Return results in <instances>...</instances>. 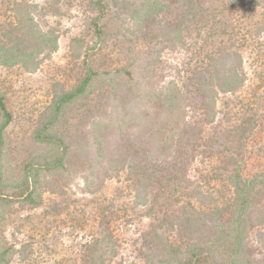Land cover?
<instances>
[{
    "label": "trees",
    "instance_id": "obj_1",
    "mask_svg": "<svg viewBox=\"0 0 264 264\" xmlns=\"http://www.w3.org/2000/svg\"><path fill=\"white\" fill-rule=\"evenodd\" d=\"M175 1L185 12L176 16L174 23L166 18L172 12L170 5L160 0L92 1L95 16L89 25L96 41L88 50L94 51L105 41L103 21L111 8L115 9L113 17L120 24L119 31L128 35L132 44L154 43L160 48L152 56L132 55L127 65L115 70H100L91 59L84 58L83 76L71 90L60 91L52 99L48 112L33 132L35 151L19 172L9 177L4 171L3 145L4 131L12 115L6 107L5 93L0 91V224L14 204L21 208L41 205L42 194L55 184L52 182L55 177L73 175L78 170L85 192L93 194L96 175L116 178L124 173L134 206L149 205L148 214L154 213L155 202V197L152 200L149 197L162 180L169 195L177 193L181 198L180 194L189 192L176 213L164 214L143 235L148 249L145 264H264V211L259 208L264 198V171L243 175L239 163L243 152L238 141L241 137L249 139L255 131L264 128V87L258 92L259 87L253 83L246 86L252 93L242 104L241 128L222 132L221 141L237 143L233 149L222 144L226 152L222 156L228 166L222 168L227 190L220 198L204 196V186L196 187L187 180L184 168L189 161L198 159L201 164L213 154L219 155L216 151L211 153L216 144L213 138L198 145L197 141L203 140V127L216 121L217 96L236 95L245 88L246 79L241 74L244 39L230 37L233 48H224L216 57H208L204 72L194 71L181 85L175 79L160 85L154 77L160 54L167 48L184 46V24L198 7L194 0ZM211 1L224 9L223 3L227 1L226 10L234 2ZM250 5L253 12L256 8L264 9V0H251ZM3 10H9L11 16L6 21L9 28L0 33V67L31 74L57 51L59 33L53 27L41 25L43 13L38 11L37 4L1 0L0 12ZM204 16L216 21L218 9L204 11ZM216 22L222 36L229 33L226 23L221 19ZM254 30L251 39L255 48L263 51L264 23ZM105 90L108 91L104 93ZM95 93L103 102L96 111H89L87 133H79L75 138L69 133L67 116ZM189 95L195 108L192 116L198 114V119L190 118L186 101ZM236 134L238 138L233 140ZM110 142L117 147L113 154L108 151ZM174 158L181 162L179 171L169 172L171 167L165 171L163 166L168 162L172 165ZM171 182H182L184 186L174 187ZM192 202H198L201 207L198 209ZM171 235L176 236L175 242L171 241ZM252 235L255 242L251 245ZM116 249L117 243L105 230L101 237L85 246V264H107ZM10 251L1 244L0 236V264H9Z\"/></svg>",
    "mask_w": 264,
    "mask_h": 264
},
{
    "label": "rangeland",
    "instance_id": "obj_2",
    "mask_svg": "<svg viewBox=\"0 0 264 264\" xmlns=\"http://www.w3.org/2000/svg\"><path fill=\"white\" fill-rule=\"evenodd\" d=\"M26 1L38 5V11L43 13L41 25L44 28H55L59 39L57 51L43 60L31 74L17 68L0 67V91L5 93L6 107L12 115L11 122L4 131L3 145L6 160L4 171L8 177L17 174L35 151L33 132L48 112L52 99L60 91L71 90L83 76L84 58L91 59L100 70H115L127 65L132 55L142 53L152 56L160 48V45L156 46L154 43L132 44L128 35L119 31L120 24L113 17L115 9L111 8L109 16L103 21L107 34L105 41L98 48L95 47L94 51L88 50L96 41L89 25L95 16L93 0ZM160 1L170 5L172 12L166 18L173 23L177 20L175 18L185 12L178 8L175 0ZM233 1V6L226 10L229 5L227 1L223 3L224 9L211 0H194L198 7L194 16H189L184 24V46L163 50L154 68V77L160 85L170 79H175L181 85L194 71L204 72L208 57H216L224 48H233L230 37L244 39L241 42V74L246 79L245 88L236 95L217 96L216 121L214 125L203 127V140L197 141L198 145L209 137L213 138L216 144L211 153L216 151L219 155L213 154L201 164L198 159L189 161L184 168L185 178L193 181L196 187L204 186V196L209 195L210 198H220L227 190L223 181L225 173L222 171V168L228 167L222 156V152L226 153L224 146L231 149L237 146L236 142L231 143L230 140L221 141L222 132L241 128L242 104L246 103L252 93L249 84L258 86V92L263 91L264 87L261 84L264 83V50L256 49L251 39L254 29L264 23V9L256 8L253 12L251 0ZM213 9H218L215 20L221 19L228 27L229 33L225 36L216 27V21L204 16V11ZM10 16L9 10L0 12V33L9 28L6 21ZM262 40L264 41V37ZM137 76L138 73L135 72V77ZM191 97L189 95L186 100L189 115L190 118L198 119V114L192 116L195 108L191 104ZM101 101L103 102L95 93L70 111L67 116L70 135L77 138L79 133H87L89 111L92 113L99 109ZM236 137L238 138L237 134L232 139L236 140ZM238 141L243 152V157L239 159L243 175L263 172L264 128L255 131L249 139L241 137ZM108 148L112 154L117 149L114 142L108 143ZM173 160L172 165L168 162L163 166L165 171L171 168L169 172L179 171V158ZM76 168L78 169L77 166ZM77 174L78 170L73 175L65 173L62 178H53L52 182L55 184L42 194V203L38 207L21 208L14 204L7 210L0 224V236L1 244L11 250L9 264H85V246L92 239L101 237L105 230L111 233L117 243L116 253L107 264H145L148 249L143 235L155 227L164 214L176 213L184 205L189 193L183 194L180 190L181 198L177 193L169 195V189L162 180L157 185L158 188H154L153 196L149 197L150 200L155 197V202L152 203L154 213L148 214L149 205L134 206L124 173L116 178L96 175L92 185L96 192L93 194L85 192L84 182ZM171 183L174 187L184 186L182 182ZM194 205L198 209L201 207L198 202ZM259 205L264 211V198ZM170 239L175 242L176 236L171 235ZM254 242L252 235L251 245Z\"/></svg>",
    "mask_w": 264,
    "mask_h": 264
}]
</instances>
